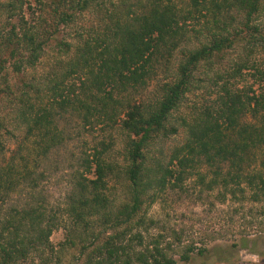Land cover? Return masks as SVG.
<instances>
[{"label": "trees", "instance_id": "16d2710c", "mask_svg": "<svg viewBox=\"0 0 264 264\" xmlns=\"http://www.w3.org/2000/svg\"><path fill=\"white\" fill-rule=\"evenodd\" d=\"M28 1L12 0L7 10L12 14L22 13L25 4L30 5ZM37 1L42 4V0ZM95 2L107 4L105 0H77L71 3L76 10L70 7L60 12L61 21L64 24L74 22ZM111 6L113 10H107L104 30L90 35L95 41L88 39L84 46L77 48L75 60L67 66V71L64 68L58 76L47 78L54 92L48 102L33 103L31 92L34 86L22 84L19 102L10 109L15 116L13 120L20 142L9 159H6L5 145L0 141V205L6 204L10 193H15L20 185H26L33 191L32 195L29 194L32 201L39 199L36 197L38 182L44 176H36L30 167L36 168L39 160L62 141V134L55 123L59 113L76 114L90 129L101 127H95L94 122L103 124V128H120L125 134L130 162L124 173L132 199L129 205H122L117 211L109 209V184L121 172L107 160L112 144H97L93 154L82 162L86 172H93L94 179L82 176L84 181L79 182V192L69 197V203L70 211L87 232L98 223L105 231L94 234L93 243L84 246L81 255L86 258V264H176L169 254L171 245L163 247L159 239L145 245V238L139 234L125 245L122 243L128 236L127 232L116 234L113 242L101 243V237L109 229L118 231L134 222L142 226L139 223L143 218L138 222L136 218L143 210L145 200L142 197L148 190L162 192L168 185L172 189L183 188V181L202 165L204 175H198L204 184V192L220 188L224 192L221 194L224 200L229 197L238 203L264 202V69L252 63L250 55L246 59L230 60L228 65L220 63L236 51V42L243 33L249 35L244 47H255L256 35L260 33L256 25L264 19H261L264 17V0H117ZM2 12L0 6V15ZM236 14H244V20L238 22ZM22 23L26 25L24 17L21 18ZM22 29V41L26 42L36 59L45 42L42 43V36L30 26ZM84 32L89 34V30ZM197 40L200 41L199 47H187L175 74L176 79L164 83L159 98L152 103L144 101L132 105L125 102L124 94L129 89L137 90L149 85L158 63L169 62L182 43H198ZM260 40L264 41V36H260L257 43ZM27 63L33 64L31 60ZM202 63L207 75L204 87H210L211 94L216 91L217 100L204 107V113L197 122L195 120L187 126L185 146L175 156L179 172L168 170L161 179L154 177L149 180L150 175L145 174L148 171L144 166L145 149L150 142L178 132L170 125V119L187 93L192 91L193 72ZM217 65L220 68H215ZM246 76L255 80L254 85L239 89ZM70 77L81 81L78 89H75L76 84L75 87L68 85ZM107 85L111 91L103 98L98 94H103ZM116 105L124 107L121 119ZM2 124L0 121V128L10 131L11 138L16 139L10 127L7 129ZM37 202L10 210L6 216L0 209V264H13L29 254L30 248L26 250L24 245L26 235L20 234L25 232V226L35 229L44 223L46 202ZM49 220L47 230L40 231V241L48 240L52 227L57 226L52 218ZM133 229L128 232L132 233ZM73 239L68 235L66 242H74ZM176 239L181 242L180 237ZM93 247L95 249L91 252ZM191 251L193 248L189 249ZM189 259V254L182 256L183 261Z\"/></svg>", "mask_w": 264, "mask_h": 264}, {"label": "rangeland", "instance_id": "374dc122", "mask_svg": "<svg viewBox=\"0 0 264 264\" xmlns=\"http://www.w3.org/2000/svg\"><path fill=\"white\" fill-rule=\"evenodd\" d=\"M11 1L0 0L3 9L0 15V121L7 129L10 127L14 136H17L16 139L11 138L10 131L0 128V141L5 145L6 159L16 152L20 142L19 131L13 120L15 116L10 109L19 102L18 98L23 92L22 84L34 86L31 92L33 103L48 102L54 96V92L47 78L58 76L64 68L67 71V66L75 60L77 48L84 46L88 39H91V42L95 41L90 35H95L100 29L104 30L107 10H113L111 4L117 2L105 0L106 5L95 2L90 9L79 14L74 22L64 24L60 12L73 8L71 3L77 0L70 3L69 0L66 2L42 0V4L37 0H29L30 5L26 3L22 13L17 11L14 14L7 10ZM236 15L239 17L238 22L244 20V14ZM22 17L25 18L26 25L21 24ZM28 26L42 36L40 38L42 43L45 42L36 59L32 57L28 45L21 37L22 27L28 29ZM256 26L260 28V33L256 35L255 47H244L249 35L243 33L236 42V51L231 52L228 58L220 63L228 65L230 60L246 59L250 55L249 60L260 69H264V41L260 40L257 43V39L264 36V19L262 22L258 21ZM84 30H89V34L86 35ZM199 43L200 41L189 42L188 45L182 43L169 62L158 63L155 76L146 88L129 89L124 94L125 102L132 105L144 101L154 102L160 97L164 83L176 79L175 74L187 47L197 48ZM27 60H31L33 64L28 65ZM18 66H21V69L17 70ZM215 68L220 66L217 65ZM204 69L202 63L193 72L194 87L187 93L180 108L170 119V125L178 132L150 142L145 149L144 166L148 170L145 174L150 175L149 180L154 177L161 179L168 170L179 172L175 156L185 146L188 137L187 126L193 124L195 120L197 122L204 113V107L217 100L218 93L214 91L211 94L212 89L204 87V78L207 76ZM254 81L250 76H246L238 88L242 89L244 86L248 89L249 85H254ZM80 83L78 78L70 77L68 80L69 86L75 87L76 84L75 89H78ZM103 91V94L98 95L104 98L111 91V87L107 85ZM123 110L124 107H116V111L121 114L120 119L124 116ZM55 112L57 113L56 110ZM57 116L55 123L62 134V141L47 156L39 160L36 168L33 165L30 167L36 176L41 174L44 176L38 182L36 197L39 201L46 202L45 210L43 209L46 214L45 221L35 229L25 226V232L22 231L20 236L26 235L24 245L26 250L30 248V252L26 258L17 259L13 264H86L87 260L81 255V250L84 246L91 245L94 234L98 232L102 234L105 228H101L98 223L87 232L70 211L69 197L76 192L78 194L79 182L84 181L82 176L94 179L93 172H86L82 162L85 157L93 154L97 144L101 142L112 144L107 153V160L119 167L121 172L120 176L113 178L109 184V209L117 211L122 205H129L132 199L131 188L124 173L130 162L123 131H120V128L118 130L103 128V124L95 122V127H101L90 129L72 112L59 113ZM28 127L29 125L27 129ZM32 140L35 141V138L32 137ZM198 173L204 175L203 165L183 181V188L172 189L168 185L162 192L149 189L142 197L145 205L136 218V222L143 218V222L139 223L142 226L134 222L130 227L125 226L118 231L109 229L102 235L101 243L113 242L112 238L116 234L127 232L128 236L122 243L125 245L139 234L145 238V245L151 243L153 239H159L163 247L171 245L169 254L176 260V264H264V202L238 203L229 197L224 200L221 195L224 192L220 188L217 191L204 192V184ZM169 181L168 177L167 182ZM171 182L174 183V179ZM25 186H17V191L10 193L8 202L0 205L4 216L10 210L38 203V200L32 201L33 191ZM49 218H52L57 226L52 227V234L48 240L45 238L40 241L38 240L40 231L47 230ZM132 228H134L132 233H129ZM68 235L74 237V242H66ZM177 236L181 242L176 239ZM134 244L136 245L137 241ZM190 248H193V251L189 252ZM94 249L91 248V252ZM187 254L190 259L186 262L182 260V256Z\"/></svg>", "mask_w": 264, "mask_h": 264}]
</instances>
